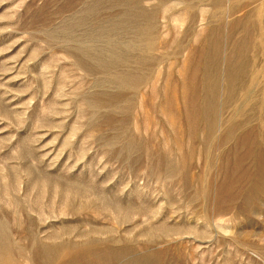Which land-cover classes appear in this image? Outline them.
Wrapping results in <instances>:
<instances>
[{
	"label": "rangeland",
	"instance_id": "374dc122",
	"mask_svg": "<svg viewBox=\"0 0 264 264\" xmlns=\"http://www.w3.org/2000/svg\"><path fill=\"white\" fill-rule=\"evenodd\" d=\"M263 157L264 0H0L1 264H264Z\"/></svg>",
	"mask_w": 264,
	"mask_h": 264
},
{
	"label": "bare ground",
	"instance_id": "6f19581e",
	"mask_svg": "<svg viewBox=\"0 0 264 264\" xmlns=\"http://www.w3.org/2000/svg\"><path fill=\"white\" fill-rule=\"evenodd\" d=\"M102 4V3H101ZM161 5V4H160ZM132 15V14H131ZM137 15V14H136ZM147 16V15H146ZM135 18H138V17H135ZM104 19V18H103ZM134 20V19H133ZM136 20V19H135ZM135 22H137V21H135ZM137 33H138V31H136ZM136 34V33H135ZM140 34V33H139ZM138 35V34H137ZM137 35H135V37L137 36ZM139 36V35H138ZM137 36V38H139ZM141 38V37H140ZM93 39V38H92ZM133 40V39H132ZM133 42V41H132ZM127 62V61H126ZM126 74V73H125ZM125 81V80H124ZM127 82V81H126ZM184 112V111H183ZM186 113V112H185ZM196 114H197V112H196ZM183 115V114H182ZM191 115V114H190ZM199 115V114H198ZM174 116H176V115H174ZM183 116H186V115H183ZM192 116V115H191ZM188 117V116H187ZM193 117H194V114H193ZM206 117V116H205ZM192 118V117H191ZM172 119H174L173 118V116H172ZM176 119V118H175ZM206 119V118H205ZM204 119V120H205ZM201 120H202V117H201ZM173 123H174V121H173ZM201 123V122H200ZM249 133V132H248ZM251 133V132H250ZM245 134H247V133H245ZM249 134L248 135H245L243 138H242V143L240 144V147H242L243 149H244V155L242 154V156H250V155H248V154H252L253 155V147L251 146L252 145V143H251V145H250V143H249ZM252 136V135H251ZM234 146V145H233ZM254 146V145H253ZM258 147V146H257ZM241 148V149H242ZM256 148V147H255ZM254 148V150H256ZM238 149V148H237ZM240 149V148H239ZM258 149V148H257ZM233 150H235V149H233ZM259 151V150H258ZM235 152V151H234ZM234 152L232 151V153L234 154ZM238 153V152H237ZM239 154V153H238ZM161 155V154H160ZM252 155L250 156V157H252ZM255 155V154H254ZM235 156V155H234ZM261 157H262V155H260ZM245 157H244V159H245ZM234 158H236V157H234ZM234 158H233V162H234ZM259 158V157H258ZM264 158V157H263ZM244 159L242 160V161H244ZM248 160V159H247ZM252 160V159H251ZM264 159H262L261 161H263ZM252 162V161H251ZM254 162V161H253ZM239 161L237 160L236 161V163L234 164V166H235V168H238L240 165H239ZM242 164V163H241ZM257 164V163H256ZM260 164L261 165H257V166H255L253 169H251V170H246L245 171V176H250V178L251 179H253L254 180V178H256L257 177V174H259V173H261V172H263L264 173V163H261L260 162ZM228 165H230V163L228 164ZM227 165V166H228ZM251 166H253L252 164H251ZM229 167H231V166H229ZM242 167H243V165H242ZM251 168V167H250ZM244 169V168H243ZM189 170V169H188ZM238 170V169H237ZM232 171V170H231ZM234 171V170H233ZM238 171H240V170H238ZM243 171V170H242ZM241 171V172H242ZM227 173V172H226ZM234 173V172H233ZM244 173V172H243ZM239 175V174H238ZM237 176V175H236ZM244 176V175H243ZM261 176H264V174L263 175H261ZM230 177V176H229ZM228 177V178H229ZM234 177V176H233ZM242 177V176H241ZM232 178V177H231ZM240 178V177H239ZM233 179H235V178H233ZM229 180V179H228ZM252 180V181H253ZM43 181V180H42ZM42 181H40L39 183H41ZM47 181H49V180H47ZM231 181V180H230ZM235 181V180H234ZM36 182V181H35ZM50 182V181H49ZM54 182V181H53ZM52 181H51V183H53ZM229 182V181H228ZM233 182V181H232ZM34 183V182H33ZM38 183V184H39ZM50 183V184H51ZM259 183V182H258ZM30 184V183H29ZM35 184V183H34ZM37 184V183H36ZM46 184V183H45ZM62 184V183H61ZM61 184H59V185H61ZM69 184H71V183H69ZM260 184V183H259ZM43 184H41V186H39V187H43L42 186ZM49 185V184H48ZM53 185V184H52ZM52 185H50L49 187H50V189L53 187ZM72 185V184H71ZM31 186V185H30ZM34 186H36V185H34ZM47 186V185H46ZM45 186V187H46ZM52 186V187H51ZM69 186V185H68ZM75 186H78V185H75ZM91 186H92V184H91ZM44 187V188H45ZM48 187V186H47ZM70 187V186H69ZM73 187V186H72ZM81 187V186H80ZM93 187H96V186H93ZM35 188V187H34ZM36 188H38V186H36ZM35 188V189H36ZM84 188V187H83ZM87 188V187H86ZM60 189V188H59ZM59 189H58V191H59ZM88 189V188H87ZM90 189H92V187H90ZM39 190H40V188H39ZM43 190V189H42ZM48 190V189H47ZM51 190H53V189H51ZM57 190V189H56ZM93 190V189H92ZM89 191V190H88ZM41 194V192H39V191H36V193L35 194ZM44 192H46V191H44ZM51 192H53V191H51ZM51 192H50V194H51ZM60 192V191H59ZM62 192V191H61ZM65 192V191H64ZM80 192V191H79ZM94 192V191H93ZM93 192H91V193H93ZM73 193V192H72ZM106 193V192H105ZM48 194V193H47ZM65 194V193H64ZM81 194V193H80ZM94 194V193H93ZM97 194V193H96ZM63 195V194H62ZM75 195V194H74ZM100 195H101V193H100ZM37 196H40V195H37ZM43 196V195H42ZM52 196H53V194H52ZM61 196V195H60ZM65 196V195H64ZM86 196V195H85ZM96 196V195H95ZM94 196V197H95ZM93 197V196H92ZM41 198V197H40ZM39 198V199H40ZM63 198V197H62ZM65 198V197H64ZM81 198H83V197H81ZM97 198H99V197H97ZM38 198L36 197V200H37ZM52 199V198H51ZM54 199V198H53ZM56 199V198H55ZM71 199V198H70ZM124 199V198H123ZM72 200V199H71ZM84 200V199H83ZM103 200H104V198H103ZM38 201H40V200H38ZM37 201V202H38ZM67 201V200H66ZM70 201V200H69ZM63 202V201H62ZM73 202V201H72ZM111 202V201H110ZM122 202V201H121ZM36 203V202H35ZM55 203V202H54ZM81 203V202H80ZM79 203V204H80ZM92 203V202H91ZM103 203H106V202H103ZM82 204H83V202H82ZM81 204V205H82ZM89 204V203H88ZM107 204V203H106ZM113 204V203H112ZM116 204V203H115ZM122 204V203H121ZM62 205H65V204H63L62 203ZM97 205V204H96ZM125 205V204H124ZM80 205H78V207H79ZM103 206V205H102ZM50 207V206H49ZM53 207V206H52ZM55 207V206H54ZM93 207V206H92ZM110 207V206H109ZM81 208V207H80ZM80 208H78V210L80 209ZM53 209V208H52ZM76 209H77V207H76ZM114 209H116V211L118 212H121V210H122V206L121 205H119V204H116V206L114 207ZM134 209V208H133ZM81 210V209H80ZM103 210V209H102ZM111 210V209H110ZM22 211V210H21ZM83 211H84V209H83ZM87 211H89V210H86V212ZM90 211H92V210H90ZM115 211V212H116ZM132 211V210H131ZM114 212V213H115ZM10 219V218H9ZM126 219V218H125ZM8 220V219H7ZM116 220V219H115ZM1 222H3V220L1 221ZM10 222H12L11 220H10ZM126 222V221H125ZM8 223H9V221H8ZM125 224V223H124ZM9 225H10V223H9ZM12 227V226H11ZM10 227V228H11ZM4 228V227H3ZM25 228V227H24ZM9 229V228H8ZM22 229V228H21ZM26 229H28V228H26ZM12 231V230H11ZM12 233H13V231H12ZM6 235H7V233H6ZM6 235H2V234H0V264L1 263H6V262H10V260L12 259V254L14 253V249L12 250V248H14V247H12V244H11V242H10V238L9 237H7ZM9 236V235H8ZM12 236V235H11ZM9 238V239H8ZM57 238V237H56ZM58 240V239H57ZM148 242V241H147ZM38 243H40V242H38ZM52 243H53V241H52ZM33 244V243H32ZM93 244V243H92ZM37 245V244H36ZM14 246V245H13ZM16 246V245H15ZM29 246V245H28ZM28 246L27 247H24V248H28ZM98 246V245H97ZM108 246V245H107ZM147 246V245H146ZM149 246V245H148ZM110 247V246H109ZM150 247H151V245H150ZM16 248V247H15ZM37 248H39L40 250H42L43 251V254L47 257V259H49V261H59V260H62V259H65V258H67V259H69V258H73V260L71 261V263H75V264H107V262L106 263H103L101 260H102V258H101V260H100V252H101V254H103L102 253V251H100L101 250V247H100V249H94V250H90L89 251V253L88 254H85L84 256H79V255H77V254H74V255H72V254H68V250L70 249V244L69 243H61V241H60V244H50V245H48V244H45V243H40V244H38V247ZM88 248V247H87ZM112 248H114V247H112ZM152 248V247H151ZM150 248V249H151ZM38 249V250H39ZM90 249V248H89ZM105 248H103L102 250H104ZM108 249V248H107ZM111 249V248H110ZM148 249V248H147ZM24 250V249H23ZM30 250V249H29ZM35 250V249H34ZM38 250H36V253H37V251ZM109 250V249H108ZM118 250H121V249H118ZM20 251V250H19ZM32 251V250H31ZM104 251H106V250H104ZM111 251V250H110ZM109 251V252H110ZM113 251H115L114 249H113ZM125 251V250H124ZM150 251H154V250H150ZM150 251H149V253H150ZM32 252H34V251H32ZM39 252V251H38ZM108 252V253H109ZM116 252H117V250H116ZM167 252V251H166ZM36 253L34 254V255H36ZM107 253V252H106ZM114 253V252H113ZM162 253V252H161ZM164 253H165V251H164ZM164 253H162V254H164ZM40 254V253H39ZM152 254V253H151ZM155 254H156V252H155ZM33 255V258L35 257ZM38 255V254H37ZM36 255V256H37ZM88 255V256H87ZM104 255V254H103ZM107 256H108V254H106ZM110 255V254H109ZM160 255V254H159ZM39 256V255H38ZM44 256V257H45ZM42 257V256H41ZM104 257V256H103ZM38 258L39 257H37V259H36V257L34 258V261H35V259L38 261ZM119 258V257H118ZM41 259H44L43 257L41 258ZM110 259V258H109ZM119 260V259H118ZM39 261L41 262V260L39 259ZM44 262V261H43ZM112 262H114L113 260L111 261L110 260V262H109V264H112ZM47 263V262H46ZM120 263V262H119ZM142 264V263H141ZM158 264V263H157Z\"/></svg>",
	"mask_w": 264,
	"mask_h": 264
}]
</instances>
